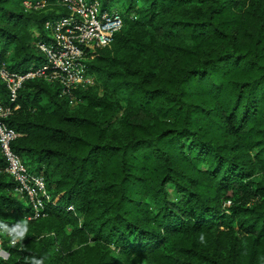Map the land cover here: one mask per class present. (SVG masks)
Returning a JSON list of instances; mask_svg holds the SVG:
<instances>
[{
	"label": "trees",
	"instance_id": "obj_1",
	"mask_svg": "<svg viewBox=\"0 0 264 264\" xmlns=\"http://www.w3.org/2000/svg\"><path fill=\"white\" fill-rule=\"evenodd\" d=\"M23 1L0 0L10 71L41 64L44 23L66 15ZM115 2L96 84L72 106L28 79L5 119L51 200L27 219L0 149V264H264V0Z\"/></svg>",
	"mask_w": 264,
	"mask_h": 264
},
{
	"label": "built area",
	"instance_id": "obj_2",
	"mask_svg": "<svg viewBox=\"0 0 264 264\" xmlns=\"http://www.w3.org/2000/svg\"><path fill=\"white\" fill-rule=\"evenodd\" d=\"M59 4L66 15L46 21L44 29L48 40L36 43L44 61L22 71H10L4 66L0 68V78L9 93L8 104L0 103V149L6 161V171L16 183V192L25 198L30 207L26 217L29 220L44 216L46 202L51 199L43 177L29 172L11 149L12 141L20 133L5 119L19 108L16 103L18 90L24 81L40 78L57 84L60 94L67 97L72 106L76 105L79 99L75 90L96 84V78L88 67L89 62L94 59L97 50L111 44L115 33L123 26L121 13L104 8L99 0H59ZM48 5L45 0L23 1L27 11L41 10ZM1 252L3 254L4 251H0V257L6 258Z\"/></svg>",
	"mask_w": 264,
	"mask_h": 264
},
{
	"label": "rangeland",
	"instance_id": "obj_3",
	"mask_svg": "<svg viewBox=\"0 0 264 264\" xmlns=\"http://www.w3.org/2000/svg\"><path fill=\"white\" fill-rule=\"evenodd\" d=\"M100 2H101V4L103 3V0H99ZM111 1V0H110ZM115 1V0H114ZM122 3H123V0H116V2H115V4H116V6L118 7V9H120V10H122L124 7H123V5H122ZM21 198V197H20ZM22 200H23V203H25V204H27V202L22 198ZM227 204H228V202H227ZM17 240H19V239H17ZM21 240V239H20ZM11 243H13V241L11 242ZM1 250H3V249H1L0 248V251ZM4 251V250H3ZM1 254H2V252H1ZM5 254H7L5 251H4V253L2 254V256H4V257H6L7 255H5Z\"/></svg>",
	"mask_w": 264,
	"mask_h": 264
},
{
	"label": "clouds",
	"instance_id": "obj_4",
	"mask_svg": "<svg viewBox=\"0 0 264 264\" xmlns=\"http://www.w3.org/2000/svg\"><path fill=\"white\" fill-rule=\"evenodd\" d=\"M36 264H41V262L40 261H36Z\"/></svg>",
	"mask_w": 264,
	"mask_h": 264
}]
</instances>
